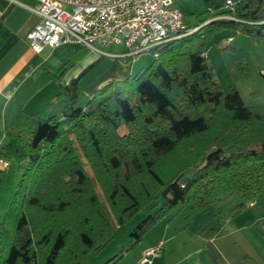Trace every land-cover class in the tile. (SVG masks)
I'll return each instance as SVG.
<instances>
[{
	"label": "trees",
	"instance_id": "obj_1",
	"mask_svg": "<svg viewBox=\"0 0 264 264\" xmlns=\"http://www.w3.org/2000/svg\"><path fill=\"white\" fill-rule=\"evenodd\" d=\"M232 1L156 47L152 65L91 96L80 82L95 64L67 85L63 66L61 114L50 113L54 101L19 112L0 151L21 172L0 223V264H87L150 205L159 207L133 229L134 246L177 207L217 210L200 228L208 241L228 198L239 197L238 212L250 203L264 211V113L223 89L205 53L226 29L264 46V0ZM178 152L182 165L160 172Z\"/></svg>",
	"mask_w": 264,
	"mask_h": 264
},
{
	"label": "crops",
	"instance_id": "obj_2",
	"mask_svg": "<svg viewBox=\"0 0 264 264\" xmlns=\"http://www.w3.org/2000/svg\"><path fill=\"white\" fill-rule=\"evenodd\" d=\"M196 1L203 6L204 12L215 13L227 7L226 0ZM176 2L182 11L179 0ZM35 5L36 0H0V151L7 141L5 133L8 125L20 111L36 113L55 100L60 93L55 75L60 73L63 66L61 84L67 85L95 64L80 82L87 96L93 95L109 81L126 79L136 70L134 62L107 59L109 57L99 56L78 42L63 43L54 48L46 47L41 53L35 52L30 47L28 37L40 22V17L31 9ZM202 13L192 12L195 17ZM193 22L196 23L195 20ZM187 24L189 27L192 25ZM62 109L64 100L54 101L50 113L59 115ZM19 176L12 175L8 168L0 171L2 213H6L10 206ZM247 208L237 212L236 217L226 216L221 231L209 241L200 235V229L196 231V236L185 235L186 224L183 222L179 226L159 223L145 236L138 247L139 257L131 264H139L145 250L156 246L159 241L163 242V251L153 264H264V247L259 246L257 250L254 244L258 237L249 234L253 232V226L264 221V211L256 204ZM258 244L261 245V242Z\"/></svg>",
	"mask_w": 264,
	"mask_h": 264
},
{
	"label": "built area",
	"instance_id": "obj_3",
	"mask_svg": "<svg viewBox=\"0 0 264 264\" xmlns=\"http://www.w3.org/2000/svg\"><path fill=\"white\" fill-rule=\"evenodd\" d=\"M226 6L233 7L234 2L226 0ZM31 9L40 17L28 36L37 53L46 47L78 42L102 57L135 59L197 30L188 27L176 0H36ZM113 46L125 50L103 49ZM10 164L0 152V171ZM162 248L159 241L146 249L139 264H153Z\"/></svg>",
	"mask_w": 264,
	"mask_h": 264
},
{
	"label": "rangeland",
	"instance_id": "obj_4",
	"mask_svg": "<svg viewBox=\"0 0 264 264\" xmlns=\"http://www.w3.org/2000/svg\"><path fill=\"white\" fill-rule=\"evenodd\" d=\"M179 2L183 8L182 11L185 15V19L188 23H190V25L192 23L191 26L194 25V20L196 21L195 24H197L201 19L208 17V15L202 13L205 9L200 3L198 4L196 0H179ZM194 10L197 14H202L195 17V15L192 14ZM208 22H210V19H208L204 24H207ZM233 33L234 32L231 29L221 30L209 38L205 47V53L207 54L210 63L209 65L213 67L216 75L215 78H217L218 82L225 91L229 89L231 90V88L239 91L241 96L244 98L245 103L252 105L257 113H264V77L262 76L264 74V46L255 43L251 38L243 34H239L230 39L229 37L233 36ZM103 49L114 52L125 50L123 46H113L112 48L107 47ZM154 53L155 50L140 54L135 57V59H125L124 61L126 63L134 62L136 64V70L131 76L152 65L153 61L156 59L153 55ZM119 132V134L124 135L127 133V129L123 127L119 130ZM181 155L182 153L178 152L171 157L167 168L165 170H161L160 172H173V170H176L179 166H181ZM8 169L12 175H20V169L14 160H11V164ZM88 172L90 174L89 170ZM186 174L190 176L191 170L187 169ZM10 188H13L12 185ZM96 191L100 194L98 187H96ZM239 203L240 199L237 196H232L224 201L220 207L222 209V219L225 220L226 216H230L231 218L234 216L236 217L238 214L236 206H238ZM106 207L108 209L107 212L110 216H112L107 204ZM158 207H152V205H150L143 210H140L132 218V220L130 219L126 224H123V226L118 228L117 234L115 238H113L112 242L100 251L99 254L91 256L88 261L89 263L87 264H108L116 257L120 258L109 264H121L125 261H128L127 264L135 262L136 258H138L140 254L138 247L141 243L134 246V239L131 235L133 229L149 214H154ZM247 209L245 208V210ZM2 212L3 211H0L1 217L5 214ZM216 212L217 210L215 208L199 212L197 210H190L189 207H177L173 209L170 218H166L159 223H173V225L179 226L180 223L183 222L186 224L185 235L196 236V231L206 224L207 220L210 221L211 217ZM190 213H192L191 216ZM223 220H221L222 226L224 222ZM159 223L157 225H159ZM156 226L149 230L147 234L150 233ZM251 230L253 232H251L252 234L249 233L250 236L254 237L255 234V236L258 237L256 238L257 241L254 245L255 247L257 246L256 248L259 250V246L264 247V221H260L256 226H253ZM259 242H261V245L258 244ZM242 259L244 258H241V260Z\"/></svg>",
	"mask_w": 264,
	"mask_h": 264
}]
</instances>
